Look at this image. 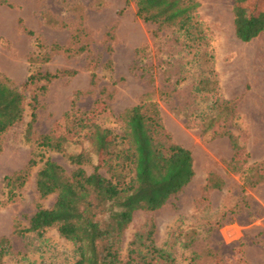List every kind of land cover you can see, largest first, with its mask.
Instances as JSON below:
<instances>
[{
    "label": "rangeland",
    "instance_id": "1",
    "mask_svg": "<svg viewBox=\"0 0 264 264\" xmlns=\"http://www.w3.org/2000/svg\"><path fill=\"white\" fill-rule=\"evenodd\" d=\"M198 1V17L211 38L218 91L236 102L234 118L218 117L208 128L202 115L204 110L207 114L208 95L193 90L202 67L177 31L157 30L154 23L137 17L134 0H0V72L25 97L23 120L1 137L0 237H7L11 245L4 264H73L75 259L72 242L55 227L41 236L13 232L14 222L26 226L36 209L40 154L67 172L73 168L63 153L39 150L35 136L63 130L73 101L75 108L88 112L90 123L117 133L119 114L146 94L156 101L172 140L191 150L195 174L162 207L134 211L122 234L121 257H127L131 241L144 248L147 232L152 231L154 243L169 249L176 264H264V181L249 186L231 169L233 147L224 135L229 129L249 153L245 164L264 161V30L242 41L233 26L234 0ZM244 4L249 11L264 10V0ZM34 70L74 73L53 79L40 92V82L25 84ZM34 94L37 119L26 139ZM70 139L69 151L91 149L86 140ZM33 154L37 165L18 195L6 201L4 175L22 168ZM103 155L100 148V162ZM85 168L92 171L91 164ZM100 172L108 176L105 167ZM209 174L222 180V187L206 189ZM55 196L48 195L42 205L51 206ZM137 264L170 262L152 259Z\"/></svg>",
    "mask_w": 264,
    "mask_h": 264
},
{
    "label": "trees",
    "instance_id": "2",
    "mask_svg": "<svg viewBox=\"0 0 264 264\" xmlns=\"http://www.w3.org/2000/svg\"><path fill=\"white\" fill-rule=\"evenodd\" d=\"M134 4L137 17L154 23L157 30L170 27L177 31L183 37L185 47L192 52L195 63L202 67L193 90L208 95L207 114L205 110L201 113L207 121L206 128L211 127L218 117L225 120L234 118L236 102L223 98L218 91L211 38L208 28L198 17L199 1L134 0ZM232 9L235 34L242 41H249L264 30V10H247L244 0H234ZM57 47L53 45V48ZM73 73L70 70H34L27 76L25 84L40 82L38 89L43 92L53 79ZM24 99L19 88L0 72V151L2 135L24 118ZM37 103L38 95L34 94L29 103L31 110L26 124V139H30L33 133ZM75 106L73 101L71 112L65 113L69 120L63 130H49L35 136L39 150L63 153L73 168L67 172L60 163L40 154L42 163L35 175L36 209L26 226L15 221L13 232L20 235L33 232L41 236L47 228L55 227L74 246L73 264H137L149 263L152 259L176 264L169 249L154 243L152 231L147 232L149 242L144 248L131 241L126 258L120 255V244L134 211L162 207L193 179L195 171L191 150L172 140L162 123L156 101L148 94L119 114L121 124L117 133L90 123L88 112ZM224 135L233 147L229 160L231 169L239 171L249 186L264 181V161L245 164L249 153L242 150L229 129ZM73 136L86 140L91 149L69 151L70 137ZM100 148L104 150L101 162ZM35 155L22 168L4 175L6 201L13 200L24 186L39 161ZM87 164L92 165V171L86 170ZM101 167H105L108 176L100 172ZM206 181V189L223 185L222 180H215L211 174ZM53 193L56 196L52 205L43 206L41 201ZM10 248L8 238L1 236L0 264H4Z\"/></svg>",
    "mask_w": 264,
    "mask_h": 264
}]
</instances>
